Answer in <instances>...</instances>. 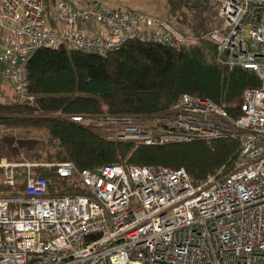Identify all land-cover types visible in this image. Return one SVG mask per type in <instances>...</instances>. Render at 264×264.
<instances>
[{"label": "built area", "instance_id": "1", "mask_svg": "<svg viewBox=\"0 0 264 264\" xmlns=\"http://www.w3.org/2000/svg\"><path fill=\"white\" fill-rule=\"evenodd\" d=\"M217 23L203 37L216 60L256 72L233 118L209 100L184 94L164 113L145 117L72 115L107 140L155 146L230 138L239 144L230 171L194 184L184 167L108 164L79 169L83 194L50 195L44 177L0 197V264H264V0H205ZM131 39L181 48L197 40L169 20L75 0H0V89L28 96V64L43 47L107 55ZM2 162L14 186L18 167Z\"/></svg>", "mask_w": 264, "mask_h": 264}, {"label": "trees", "instance_id": "2", "mask_svg": "<svg viewBox=\"0 0 264 264\" xmlns=\"http://www.w3.org/2000/svg\"><path fill=\"white\" fill-rule=\"evenodd\" d=\"M204 2L167 0L171 24L197 37L181 48L131 39L107 55L62 47L36 50L28 64L26 88L35 102L0 89V164L72 162L79 169L108 164L184 167L194 184L221 169L230 171L239 151L238 142L230 138L136 145L109 141L97 131L98 125L85 126L70 119L72 115L154 116L166 112L184 94L209 99L238 118L245 90L260 87L261 81L252 70L217 62L215 43L203 37L215 16ZM16 171L15 185L10 186L0 168V197L26 189V167ZM33 173L46 178L50 195L86 192L77 178H61L54 167H36Z\"/></svg>", "mask_w": 264, "mask_h": 264}, {"label": "rangeland", "instance_id": "3", "mask_svg": "<svg viewBox=\"0 0 264 264\" xmlns=\"http://www.w3.org/2000/svg\"><path fill=\"white\" fill-rule=\"evenodd\" d=\"M75 1H79L81 4L83 3H89V4H94V5L97 4V6L101 9L107 8V7H113V8H121L123 10H127V9L138 10V11H142L144 13L150 14L159 19L169 20L167 0H75ZM205 5L208 8V5L206 3ZM210 11L213 12V15L215 14L214 10L210 9ZM212 22L213 24L210 27V29H212V27L215 26V24L217 23V19L215 18V16L214 18H212ZM10 92L16 93L17 91L14 90V88H12ZM0 95H1V92H0ZM2 135L3 133L0 132V138L3 137ZM13 163H17V162H13ZM26 163L33 164L30 167H26L27 169L26 175L28 174L33 175L34 174L33 168H36V167H45V168L47 167L48 168V167H52V164H53V163L25 162V164ZM17 164H24V163H17ZM19 168H23V167H19ZM0 181H2L1 175H0Z\"/></svg>", "mask_w": 264, "mask_h": 264}, {"label": "crops", "instance_id": "4", "mask_svg": "<svg viewBox=\"0 0 264 264\" xmlns=\"http://www.w3.org/2000/svg\"><path fill=\"white\" fill-rule=\"evenodd\" d=\"M3 88L9 90V91H7L8 94H12V93L10 92V90H11L12 88H11V86L9 85L8 82H6V83L4 84ZM0 99H1V96H0Z\"/></svg>", "mask_w": 264, "mask_h": 264}]
</instances>
